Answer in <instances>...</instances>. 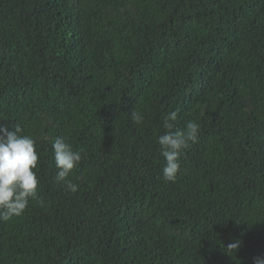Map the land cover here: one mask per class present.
Listing matches in <instances>:
<instances>
[{"label":"trees","instance_id":"trees-1","mask_svg":"<svg viewBox=\"0 0 264 264\" xmlns=\"http://www.w3.org/2000/svg\"><path fill=\"white\" fill-rule=\"evenodd\" d=\"M176 109L171 130L200 133L165 182L157 140ZM16 124L40 183L0 220V264L264 257V0H0V125ZM57 137L82 150L75 193Z\"/></svg>","mask_w":264,"mask_h":264},{"label":"clouds","instance_id":"clouds-1","mask_svg":"<svg viewBox=\"0 0 264 264\" xmlns=\"http://www.w3.org/2000/svg\"><path fill=\"white\" fill-rule=\"evenodd\" d=\"M179 109L170 111L164 118L163 127L168 129L158 137L157 143L166 160L163 167L165 182H174L180 173V158L189 142H195L200 133V125L189 120L182 128L174 131V123L179 116ZM135 123L141 124L144 116L132 112ZM57 172V180L65 182V190L77 192L78 184L66 181L69 173L82 160V150H73L66 138L57 137L52 144ZM40 153L37 141L31 135H24L20 124L9 128L0 125V220L8 221L13 216H21L29 205V199H36L40 178L37 175ZM240 241L227 244L226 250L238 251ZM254 264H264V257L254 258Z\"/></svg>","mask_w":264,"mask_h":264}]
</instances>
